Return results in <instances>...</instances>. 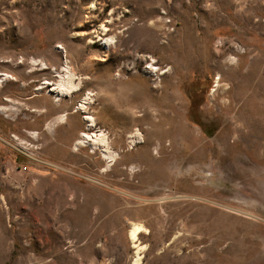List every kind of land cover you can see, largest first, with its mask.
<instances>
[{"label":"rangeland","instance_id":"1","mask_svg":"<svg viewBox=\"0 0 264 264\" xmlns=\"http://www.w3.org/2000/svg\"><path fill=\"white\" fill-rule=\"evenodd\" d=\"M134 261L264 264V0H0V264Z\"/></svg>","mask_w":264,"mask_h":264},{"label":"bare ground","instance_id":"2","mask_svg":"<svg viewBox=\"0 0 264 264\" xmlns=\"http://www.w3.org/2000/svg\"><path fill=\"white\" fill-rule=\"evenodd\" d=\"M32 62L37 63V61L34 59L32 60ZM40 64H41V68L46 67L45 63H40ZM43 84L51 85V88L49 90L55 92L57 96L69 95L72 92L79 89V81L75 80L74 74L70 71L69 67L66 64L60 68L58 72V79L56 82L45 80ZM85 97L90 99V97L88 96H85ZM83 100H87V99H82L81 103L83 102ZM88 119L91 123L94 122L93 117L88 116ZM58 120L60 121L63 120V114L59 117ZM33 136H35V133ZM81 137H82V140L81 141L79 140L81 143H84L90 140L92 146L94 147L105 146V148L102 150L104 157L110 160H113L116 157L117 153L114 150L110 149L109 144L107 142L108 140L105 138V134L103 133V131L100 130L99 133L97 132V133H91V134L82 133ZM135 234H136V230L132 229L129 233L131 240L134 238ZM135 261L133 262V264H135Z\"/></svg>","mask_w":264,"mask_h":264},{"label":"built area","instance_id":"3","mask_svg":"<svg viewBox=\"0 0 264 264\" xmlns=\"http://www.w3.org/2000/svg\"><path fill=\"white\" fill-rule=\"evenodd\" d=\"M88 97H91V93L90 92H87L86 94ZM91 99V98H90ZM101 131H103L102 129H100ZM33 137V136H32ZM14 140H15V137H12Z\"/></svg>","mask_w":264,"mask_h":264}]
</instances>
